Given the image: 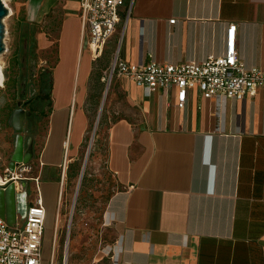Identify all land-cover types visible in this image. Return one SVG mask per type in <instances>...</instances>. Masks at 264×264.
I'll return each mask as SVG.
<instances>
[{
    "label": "crops",
    "instance_id": "obj_1",
    "mask_svg": "<svg viewBox=\"0 0 264 264\" xmlns=\"http://www.w3.org/2000/svg\"><path fill=\"white\" fill-rule=\"evenodd\" d=\"M27 4L30 20L53 13L52 28L61 15L55 35L38 34L40 48L56 47L52 105L40 115L46 129L25 135L26 142L33 138L47 215L56 194L62 204L64 185L53 176L63 170L66 180L104 101L93 167L105 168L114 181L104 219L115 245L112 257L100 250L92 264H264V88L243 99L206 98L192 89L184 107L175 87L149 94L116 76L103 88L116 56L178 64L223 55L231 23L238 25L245 65L264 67V0H126L117 31L97 58L79 0ZM19 207L23 214L26 201Z\"/></svg>",
    "mask_w": 264,
    "mask_h": 264
},
{
    "label": "rangeland",
    "instance_id": "obj_2",
    "mask_svg": "<svg viewBox=\"0 0 264 264\" xmlns=\"http://www.w3.org/2000/svg\"><path fill=\"white\" fill-rule=\"evenodd\" d=\"M6 1V6L9 9V13L3 18L6 49L0 54V65L3 66L5 73V84L0 86V173L2 174L9 167L10 153L14 147L17 134L11 124L12 113L18 105L33 98L38 93L40 73L44 70L48 71L56 60V47L40 48L38 34L40 31H45L55 35L60 26L59 17L61 16L56 13L59 17L55 19V28H52L53 13L36 22L27 18V3L30 0ZM107 50L104 55L112 52L111 45ZM103 86L105 90L107 83L104 82ZM92 114V128L87 141L84 143L80 158L68 167L64 182L63 170L56 172L53 176L59 180L61 188L64 187V189L62 204L56 194L47 206L43 264H50L52 256L55 259V264H64L66 253L68 254V264H92L100 250H103L108 257H112L114 254L115 242H113L109 225L104 219V209L115 185L111 174L105 168L100 167L95 170L93 167L94 158L98 151L99 133L103 128L101 126L106 124V120L104 111H102L94 135L99 114L98 109H95ZM32 124L35 128L33 131L31 130ZM46 125L47 119L36 114L32 119L27 120L25 135H42ZM38 144L40 145V143ZM90 145L92 147L89 154ZM85 162V171L81 179V171ZM29 163L33 168L30 172H25L24 175L28 177L39 175V163L33 158ZM75 170L76 175L71 177ZM29 184L33 185V181ZM33 189L34 185L33 188L30 186L28 189V199L34 195ZM22 197V195L19 197L21 203L24 201ZM60 208V222H58L56 217ZM58 223H60L59 227ZM56 225L58 227V241L56 238L54 239ZM68 236L71 242L69 241L67 251L66 239ZM53 245L55 252H53Z\"/></svg>",
    "mask_w": 264,
    "mask_h": 264
},
{
    "label": "built area",
    "instance_id": "obj_3",
    "mask_svg": "<svg viewBox=\"0 0 264 264\" xmlns=\"http://www.w3.org/2000/svg\"><path fill=\"white\" fill-rule=\"evenodd\" d=\"M79 1L80 17L89 34V46L94 57H100L118 29L126 0ZM175 21L176 19H171V22ZM237 26V23H231L228 29L226 51L223 55H210L201 61L178 64L144 60L128 62L116 56L104 71L103 80L109 86L116 76H124L142 86L149 94L160 88L175 87L179 107L185 106L188 93L192 89H199L206 98L243 99L246 95H254L259 88H264V67L248 68L240 58L236 43ZM32 168L30 163L20 164L15 171L7 168L4 174L0 173L4 177V182L0 185L15 181L17 193L27 203L26 211L23 214L18 213L13 224L0 216V264H43L47 209L41 192V175H24ZM31 181L34 183L35 197L30 202L28 189L32 187L29 184ZM57 235L58 228L55 238ZM69 241L68 236L67 251ZM67 256L66 253L64 264L68 263ZM50 264H55L53 256Z\"/></svg>",
    "mask_w": 264,
    "mask_h": 264
},
{
    "label": "water",
    "instance_id": "obj_4",
    "mask_svg": "<svg viewBox=\"0 0 264 264\" xmlns=\"http://www.w3.org/2000/svg\"><path fill=\"white\" fill-rule=\"evenodd\" d=\"M9 13V9L3 0H0V54L5 51L6 46L4 42L5 36V26L3 18ZM1 78V77H0ZM28 103V102H26ZM20 104L16 109H14L11 118V124L16 131L15 147L14 151L10 157L9 169L15 171L20 164H28L34 157V142L33 138H28L26 142L25 132H26V121L32 115L31 110H26ZM104 101L102 102L101 110L98 114L96 126L94 130V135L96 128L99 124L101 112L103 110ZM94 137V136H93ZM27 143V147H26ZM92 146L90 145V148ZM85 164L81 171V179L85 171ZM25 182H23V185ZM20 194L17 193L15 181H10L4 186L0 185V216L5 218L9 224H13L16 221L18 213H20L19 200Z\"/></svg>",
    "mask_w": 264,
    "mask_h": 264
},
{
    "label": "trees",
    "instance_id": "obj_5",
    "mask_svg": "<svg viewBox=\"0 0 264 264\" xmlns=\"http://www.w3.org/2000/svg\"><path fill=\"white\" fill-rule=\"evenodd\" d=\"M39 91L36 94L32 111L37 115L46 116L47 111L50 110L52 105V89H53V76L51 70H44L40 73Z\"/></svg>",
    "mask_w": 264,
    "mask_h": 264
},
{
    "label": "flooded vegetation",
    "instance_id": "obj_6",
    "mask_svg": "<svg viewBox=\"0 0 264 264\" xmlns=\"http://www.w3.org/2000/svg\"><path fill=\"white\" fill-rule=\"evenodd\" d=\"M35 97H36V95L33 97V98H31V99H28V100H26L24 103H22V105L21 106H23L26 110H31L32 111V106H33V104H34V101H35ZM26 102H28V103H26ZM19 106V105H18ZM17 108V107H16ZM15 108V109H16ZM33 113H32V115L29 117V118H27V120L28 119H32V117H34L35 115H36V112H34V111H32ZM27 122V121H26ZM31 130H34V127H33V124L31 125ZM29 137V136H28ZM10 161V160H9ZM8 166H9V163H8Z\"/></svg>",
    "mask_w": 264,
    "mask_h": 264
},
{
    "label": "bare ground",
    "instance_id": "obj_7",
    "mask_svg": "<svg viewBox=\"0 0 264 264\" xmlns=\"http://www.w3.org/2000/svg\"><path fill=\"white\" fill-rule=\"evenodd\" d=\"M4 3L7 5V1L6 0H3ZM0 86H4L5 84V73H4V69H3V66L0 65ZM4 182V177L3 175L0 174V183H3ZM19 181L17 180V185H19ZM20 190V188L18 187V191Z\"/></svg>",
    "mask_w": 264,
    "mask_h": 264
}]
</instances>
